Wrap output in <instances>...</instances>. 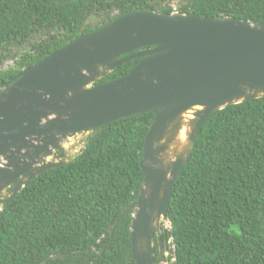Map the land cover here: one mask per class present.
Wrapping results in <instances>:
<instances>
[{"label":"trees","instance_id":"1","mask_svg":"<svg viewBox=\"0 0 264 264\" xmlns=\"http://www.w3.org/2000/svg\"><path fill=\"white\" fill-rule=\"evenodd\" d=\"M168 1L0 0V63L13 45L42 36L14 68L0 71V84L116 14H169ZM176 11L264 22V0H180ZM137 62L94 85L122 77ZM154 113L95 129L72 162L34 177L4 203L0 264H135L129 226ZM167 218L172 264H264V96L207 119L173 184Z\"/></svg>","mask_w":264,"mask_h":264},{"label":"water","instance_id":"2","mask_svg":"<svg viewBox=\"0 0 264 264\" xmlns=\"http://www.w3.org/2000/svg\"><path fill=\"white\" fill-rule=\"evenodd\" d=\"M132 59L125 75L94 85ZM263 96L264 22L174 10L116 14L0 84V206L34 177L72 162L69 139L155 112L129 226L135 264H155L153 230L169 222L171 189L202 126L226 106ZM190 110L184 144L169 156Z\"/></svg>","mask_w":264,"mask_h":264},{"label":"rangeland","instance_id":"3","mask_svg":"<svg viewBox=\"0 0 264 264\" xmlns=\"http://www.w3.org/2000/svg\"><path fill=\"white\" fill-rule=\"evenodd\" d=\"M167 4L176 11L180 5V0H169ZM92 23H95L94 20H92ZM42 38L41 35H33L29 40H27L25 43L21 45H13L10 47V56L3 60L2 63H0V71H4L8 68H14V61L18 59V57L27 51L31 49L32 44L38 42ZM88 133H80L77 136L73 137L72 139H69L65 147L67 149V152L69 154L70 158H74L77 156V154L81 151V149L84 147L86 139L88 137ZM1 209V206H0ZM159 228H164L165 230L170 229L169 222L161 221ZM173 248V247H172ZM173 258L171 257L170 253V261L169 264H172Z\"/></svg>","mask_w":264,"mask_h":264},{"label":"flooded vegetation","instance_id":"4","mask_svg":"<svg viewBox=\"0 0 264 264\" xmlns=\"http://www.w3.org/2000/svg\"><path fill=\"white\" fill-rule=\"evenodd\" d=\"M152 249L155 264H169L172 245L164 228L154 229L152 233Z\"/></svg>","mask_w":264,"mask_h":264},{"label":"bare ground","instance_id":"5","mask_svg":"<svg viewBox=\"0 0 264 264\" xmlns=\"http://www.w3.org/2000/svg\"><path fill=\"white\" fill-rule=\"evenodd\" d=\"M193 111L190 110L186 112L182 117V123L181 128L179 130V133L177 137L175 138V141L171 144L168 155L170 156L175 150H178L184 143V140L186 138L187 130L189 129V122L192 120Z\"/></svg>","mask_w":264,"mask_h":264}]
</instances>
